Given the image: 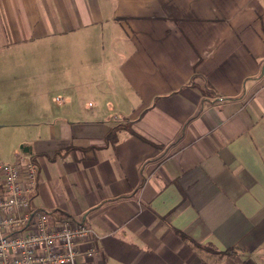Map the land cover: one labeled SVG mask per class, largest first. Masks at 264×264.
<instances>
[{
    "label": "crops",
    "instance_id": "0c3cea01",
    "mask_svg": "<svg viewBox=\"0 0 264 264\" xmlns=\"http://www.w3.org/2000/svg\"><path fill=\"white\" fill-rule=\"evenodd\" d=\"M54 86L10 160L98 233L81 261L264 264V0H0V96Z\"/></svg>",
    "mask_w": 264,
    "mask_h": 264
},
{
    "label": "built area",
    "instance_id": "2783aa9c",
    "mask_svg": "<svg viewBox=\"0 0 264 264\" xmlns=\"http://www.w3.org/2000/svg\"><path fill=\"white\" fill-rule=\"evenodd\" d=\"M38 171L25 151L0 161V264H90L80 258L100 252V236L84 219L32 206Z\"/></svg>",
    "mask_w": 264,
    "mask_h": 264
},
{
    "label": "rangeland",
    "instance_id": "374dc122",
    "mask_svg": "<svg viewBox=\"0 0 264 264\" xmlns=\"http://www.w3.org/2000/svg\"><path fill=\"white\" fill-rule=\"evenodd\" d=\"M108 67L109 76L114 74V78L101 79L107 87L110 84L114 87L112 82L118 83L115 78V74L118 72L117 64L115 62L110 63ZM54 87L49 88L51 89L50 92L45 91L42 94L31 93V91H13L9 95L0 96L1 101L3 99L9 101L6 103L7 106H0V161H9L17 146L20 150H23L21 141L29 138L31 133L35 131L33 125H35L37 119L44 115L49 117L56 113L58 99H56V86ZM96 96H84L81 103L85 108H91V104L88 103L89 101L92 104L96 103Z\"/></svg>",
    "mask_w": 264,
    "mask_h": 264
},
{
    "label": "trees",
    "instance_id": "16d2710c",
    "mask_svg": "<svg viewBox=\"0 0 264 264\" xmlns=\"http://www.w3.org/2000/svg\"><path fill=\"white\" fill-rule=\"evenodd\" d=\"M117 128H118V126L113 128L108 134V139L111 140L112 142H115V140H116V129ZM52 213H54V212H52ZM64 219H74V218L69 214L62 213L61 214V220H64Z\"/></svg>",
    "mask_w": 264,
    "mask_h": 264
},
{
    "label": "water",
    "instance_id": "95a60500",
    "mask_svg": "<svg viewBox=\"0 0 264 264\" xmlns=\"http://www.w3.org/2000/svg\"><path fill=\"white\" fill-rule=\"evenodd\" d=\"M26 150V149H25Z\"/></svg>",
    "mask_w": 264,
    "mask_h": 264
}]
</instances>
